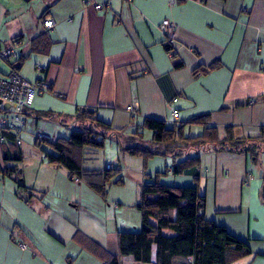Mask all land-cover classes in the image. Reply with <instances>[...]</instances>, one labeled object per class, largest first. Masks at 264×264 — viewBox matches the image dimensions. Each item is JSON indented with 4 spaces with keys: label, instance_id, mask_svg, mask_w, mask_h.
<instances>
[{
    "label": "crops",
    "instance_id": "crops-1",
    "mask_svg": "<svg viewBox=\"0 0 264 264\" xmlns=\"http://www.w3.org/2000/svg\"><path fill=\"white\" fill-rule=\"evenodd\" d=\"M28 1L38 2L39 8L33 10ZM96 4L102 7L97 10ZM45 10L44 17L54 21L50 29L42 24ZM165 19L176 26L168 43L160 31ZM46 31L43 52H32L26 62L45 67L43 73L37 74L34 67L31 76L19 73L29 81L40 77L49 83V91L37 94L24 111L23 133L28 123L33 135L42 131L45 142H52L61 138L63 128L73 129L77 111L84 108L127 132L145 117L171 124L168 104L174 97L176 123L208 115L219 138L225 127L234 137L254 138L264 125V0H0V46L20 39L27 55L30 42ZM186 128L188 132L198 128L193 136L203 131L201 126L187 125L184 133ZM20 145L0 142L3 182L15 176L2 171L18 169L12 164L15 152L22 156ZM214 155L213 171L199 178L206 203V196L212 195L205 215L249 244L252 254L232 264H264V151L255 160L241 153ZM41 159L35 174L40 169L48 173L27 201L0 193V210L4 207L7 213L0 214L5 256L16 241L18 246L22 243L21 235L14 237L10 231L18 226L14 214L23 201L28 207L35 202L32 217L38 219L43 234L37 242L27 233L25 222L23 243L26 250L33 247L38 252L43 264H73L82 250L91 256V241L113 254L116 235L105 231V202L83 180L74 182L63 167ZM247 173L251 180L244 183ZM208 181L213 191L207 190ZM37 193L43 194L38 198ZM47 193L55 198L46 199ZM58 247L64 251L59 258L53 254ZM84 264H91V258Z\"/></svg>",
    "mask_w": 264,
    "mask_h": 264
},
{
    "label": "trees",
    "instance_id": "trees-1",
    "mask_svg": "<svg viewBox=\"0 0 264 264\" xmlns=\"http://www.w3.org/2000/svg\"><path fill=\"white\" fill-rule=\"evenodd\" d=\"M45 14L46 10L41 14L42 21ZM47 32L30 42L27 55L21 50L8 66L19 73L24 60L29 59L32 52H43L47 44ZM5 111V108L0 107V113ZM176 120L172 121V127H168L164 120L145 117L141 123L134 125L131 132H127L124 128H113L109 123L97 119L93 110L84 108L77 111L73 129L67 137L46 142L51 148L50 152H43L47 163L63 167L71 180L74 177L83 180L103 201L105 185L119 169H112L111 165L109 169L104 165L102 171L84 169L83 162L90 158L88 151L101 149L107 138L114 140L121 152L140 155L144 161L158 153L172 156V174L186 173L196 183L193 186H168L158 182L156 175L146 174L135 205L140 214V229L117 232L113 254L102 252L93 241L88 243L91 253L97 255L100 252L103 264H121L122 261L136 264H232L252 254L245 240L232 234L226 226L206 217V199L198 189L199 163L200 153L206 151L241 153L255 160L264 151V125L254 138L234 137L229 127H225L224 137L219 138L216 127L209 123L208 115L194 117L187 123H176ZM187 125L201 126L203 131L198 136L185 135L184 128ZM144 130L151 132L153 149L133 142L136 137L144 140ZM0 137L1 143L9 142L15 147L20 145L16 144L15 136L7 131H0ZM249 140H255V151H250ZM188 150L193 151V154L187 153ZM178 158L181 160L175 162ZM21 159L22 156L15 152L14 160ZM2 172L9 176L14 174L17 186L27 189L20 169L5 167ZM262 178L264 186V173ZM114 183L121 184V178Z\"/></svg>",
    "mask_w": 264,
    "mask_h": 264
},
{
    "label": "rangeland",
    "instance_id": "rangeland-1",
    "mask_svg": "<svg viewBox=\"0 0 264 264\" xmlns=\"http://www.w3.org/2000/svg\"><path fill=\"white\" fill-rule=\"evenodd\" d=\"M29 2V1H28ZM31 5V8L33 10H36L39 8L40 5H38V2L33 1L32 3L29 2ZM37 6V7H36ZM14 59H12L11 62H13ZM29 59H25L23 62L22 67L19 69V73H27L29 76L33 74V63H26ZM10 67L6 65L5 63H0V71L3 73L8 72ZM28 124V123H27ZM26 131L21 134L22 143L20 145L21 151H22V160L20 162L13 161L12 166L21 169V176L23 178V182L26 185V190L18 187L17 182L14 180V177H10L8 180H0V193L5 192L9 193L10 196H16L17 201L22 200H28L29 192H32L33 195L35 194L34 190L36 186L41 181L42 177H44L45 174L48 173L47 170L40 169L38 174H35V169L43 163L42 161V155L43 152H50L51 148L45 141H36L35 136L33 135L30 125H27ZM168 127H172V124L170 122L167 123ZM64 130L61 131L60 137H67V130L68 134L71 131V129L63 128ZM66 131V132H65ZM199 133L198 128L194 130V128L191 129L190 132H188L187 128L185 130V135H196ZM144 140L142 137H136L134 143H139L141 146H146L150 148H154V145L151 143V132L148 130L143 131ZM250 141V140H249ZM136 143V144H137ZM249 149L250 151H255V140H251L249 142ZM149 144V145H148ZM89 153V159L84 160L83 162V168L84 169H95L102 171L104 168L105 163H108L111 165L112 169H119L118 172H116L106 183L105 189L106 194L104 198L105 202V208L108 212L107 218H106V224H105V231L107 235H116V231L124 230L125 228L131 231H138L140 229V214L138 210L136 209L135 205L139 200L140 195V187L142 183L146 179V174L150 176L156 175L157 181L168 186H193L195 185V181L191 175H188L186 173H179V174H172L170 168H172L173 165V157L170 155H162L160 153L154 154L151 157H149L146 161L143 160V158L140 155H129L127 153H123L119 150L118 145L116 142L112 139H105L103 147L101 149L96 150H90ZM193 154V151L188 150L187 153ZM177 154L178 152L175 151ZM215 152L212 151H206L200 153V163H199V169L201 170L200 175L201 178L208 172H212L215 164ZM181 160L180 158L175 159V162H178ZM251 161V160H250ZM253 165V171L257 172V168L254 167L253 162H250ZM8 166V165H7ZM204 173V174H202ZM37 176V178L34 177ZM225 176V175H223ZM47 178H49V174L47 175ZM121 178L122 183L121 184H115L114 182ZM251 176L247 173L246 177L243 178V182H248ZM198 181V185H199ZM207 190L213 191V185L211 186L210 181L207 182ZM209 188V189H208ZM41 194L38 193L35 195L38 198H40ZM207 201L206 205H209L212 200V195H207ZM45 198L48 200H51L55 198V196L45 195ZM1 199V197H0ZM32 200H35L34 197H31ZM56 200V199H55ZM33 202V201H32ZM30 203V202H29ZM28 203V204H29ZM115 207V215L113 212V206ZM2 206V205H1ZM109 207V208H108ZM36 208L35 202L31 206H27L26 203L23 201L21 204V207L16 211L14 214L16 218V222L18 224L17 227H15L10 233L15 237L17 234L21 235L18 242H24L22 239V236L24 234V226L22 229V225L26 222L29 226L27 233L35 240L40 241V238L43 234L42 232H39V221L35 217H32L34 214V210ZM32 209V210H31ZM111 209V210H109ZM209 208H207V213H209ZM110 213V214H109ZM0 214H7L4 207L0 210ZM25 220V221H24ZM129 224V225H128ZM1 227V232H3V225L5 223L3 222ZM127 225L129 227H127ZM20 229V230H19ZM9 232L6 233L7 236L10 234ZM3 236H0V264H43L44 261L38 254V252L33 250V247L30 248V250H19L18 243L16 241L17 246H11L10 248L12 250L8 251V257L5 256V248H6V241H3ZM32 246V245H30ZM62 246H60L61 248ZM59 248V247H58ZM59 248V251H54V256L58 254V258L62 257L63 250ZM32 254V255H31ZM91 258V264H101L102 260L99 254L95 255L91 253V256L88 255V253H85V251H81V255L74 259L73 264H84L85 260H89ZM53 264H58L57 261ZM61 264V262H60ZM121 264H136L135 262L130 261H122Z\"/></svg>",
    "mask_w": 264,
    "mask_h": 264
},
{
    "label": "built area",
    "instance_id": "built-area-1",
    "mask_svg": "<svg viewBox=\"0 0 264 264\" xmlns=\"http://www.w3.org/2000/svg\"><path fill=\"white\" fill-rule=\"evenodd\" d=\"M129 1V0H126ZM106 8H110L108 3H104ZM102 6L100 4L94 5V8L99 10ZM44 28H52L54 26V21L51 17H45L43 19ZM175 24L174 22L165 19L160 25V31L164 35L166 42H169L174 38L175 35ZM264 34V31H263ZM25 43L23 41L14 40L7 46H0V63H5L8 65L12 59L20 54ZM261 68L264 70V63L261 64ZM45 67L41 65H35L34 71L37 74H42ZM49 91V83L38 77L34 81H29L22 77L16 70L9 69L8 72L3 73L0 71V107L3 104H7L5 112L0 113V131H7L16 138V144H21V134L25 129V117L24 111L31 107L33 101L37 94L47 93ZM177 102V98L174 97L171 103L168 104L169 116L171 119L176 120L179 116L178 111L172 107L173 103ZM127 111L134 114L131 107L126 108ZM36 141H45L47 136L42 131H36L35 134ZM2 138L0 137V140ZM45 159V155H42ZM106 169L110 168L109 164L105 165ZM74 182H79L77 177L73 178ZM21 249H26L27 246L24 243H19Z\"/></svg>",
    "mask_w": 264,
    "mask_h": 264
},
{
    "label": "water",
    "instance_id": "water-1",
    "mask_svg": "<svg viewBox=\"0 0 264 264\" xmlns=\"http://www.w3.org/2000/svg\"><path fill=\"white\" fill-rule=\"evenodd\" d=\"M0 105H1V101H0ZM2 106H3V108H5V109L8 107L7 104H3Z\"/></svg>",
    "mask_w": 264,
    "mask_h": 264
}]
</instances>
